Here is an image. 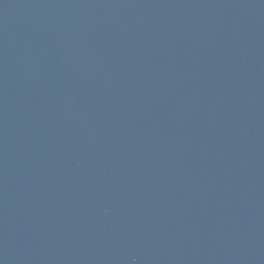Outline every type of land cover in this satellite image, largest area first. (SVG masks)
Returning a JSON list of instances; mask_svg holds the SVG:
<instances>
[{
	"label": "water",
	"instance_id": "water-1",
	"mask_svg": "<svg viewBox=\"0 0 264 264\" xmlns=\"http://www.w3.org/2000/svg\"><path fill=\"white\" fill-rule=\"evenodd\" d=\"M0 264H264V0H0Z\"/></svg>",
	"mask_w": 264,
	"mask_h": 264
}]
</instances>
